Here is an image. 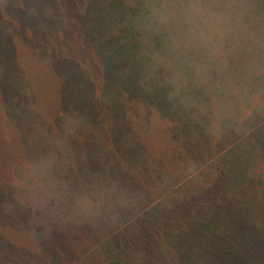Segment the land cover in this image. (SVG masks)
Returning <instances> with one entry per match:
<instances>
[{
  "label": "trees",
  "instance_id": "trees-1",
  "mask_svg": "<svg viewBox=\"0 0 264 264\" xmlns=\"http://www.w3.org/2000/svg\"><path fill=\"white\" fill-rule=\"evenodd\" d=\"M183 1L0 0V264H264V124L208 129Z\"/></svg>",
  "mask_w": 264,
  "mask_h": 264
},
{
  "label": "rangeland",
  "instance_id": "rangeland-1",
  "mask_svg": "<svg viewBox=\"0 0 264 264\" xmlns=\"http://www.w3.org/2000/svg\"><path fill=\"white\" fill-rule=\"evenodd\" d=\"M179 5L188 63L203 79L231 89L208 102L203 111L211 120L208 129L224 138L264 124V0H185ZM61 215L67 221L69 214Z\"/></svg>",
  "mask_w": 264,
  "mask_h": 264
}]
</instances>
